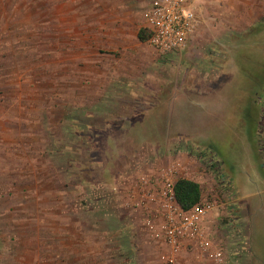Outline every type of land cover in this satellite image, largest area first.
I'll list each match as a JSON object with an SVG mask.
<instances>
[{
  "label": "rangeland",
  "instance_id": "374dc122",
  "mask_svg": "<svg viewBox=\"0 0 264 264\" xmlns=\"http://www.w3.org/2000/svg\"><path fill=\"white\" fill-rule=\"evenodd\" d=\"M227 4L193 2L196 37L160 56L137 38L147 3L0 0V264H165L177 163L175 181L193 174L214 206L223 260L186 248L175 264H264L239 196L264 197V18L237 29L245 10Z\"/></svg>",
  "mask_w": 264,
  "mask_h": 264
},
{
  "label": "built area",
  "instance_id": "2783aa9c",
  "mask_svg": "<svg viewBox=\"0 0 264 264\" xmlns=\"http://www.w3.org/2000/svg\"><path fill=\"white\" fill-rule=\"evenodd\" d=\"M195 1L199 0H159L144 11V29L149 33L147 42L160 56L186 50L196 37L199 19L193 8ZM174 172L170 170L164 175L162 189L165 216L161 235L169 250L163 261L165 264H175L186 248L217 262L222 261L223 253L213 248L208 228L213 204L201 201L192 209L184 211L175 200Z\"/></svg>",
  "mask_w": 264,
  "mask_h": 264
},
{
  "label": "crops",
  "instance_id": "0c3cea01",
  "mask_svg": "<svg viewBox=\"0 0 264 264\" xmlns=\"http://www.w3.org/2000/svg\"><path fill=\"white\" fill-rule=\"evenodd\" d=\"M133 1H140V2H142V3H147L149 6L146 8V9H148L149 7H151L152 5H154L157 1H159V0H133ZM144 1V2H143ZM201 1H204L206 4H210V6L211 7H213L214 9L215 8H217L218 6H217V4L219 5V6H223V5H225V7L228 9L229 7V5L230 4H227V1L228 0H201ZM234 3L236 4L235 6H238V8L239 7H243L244 8V13H240V11H242V9L241 8H239L238 9V18H232L233 19V23H234V21H236V23L238 22V25H236L237 27V29L239 28H241L242 26H246L247 28V30H251V27H254L256 24H259L262 20H263V18H264V0H234ZM227 5V6H226ZM235 6H232V7H234V8H236ZM222 8H220V10H221ZM223 10V9H222ZM221 10V11H222ZM226 12H223L222 11V14H221V16L223 15H225V17H224V20L226 21L227 19H228V16H227V14H225ZM236 13V12H235ZM231 17V16H230ZM142 19H143V17H142ZM199 19V18H198ZM143 23H144V21H143ZM229 23H230V21H229ZM234 26V25H233ZM237 29H235V28H233L232 30H231V32H229L228 33V35H233V32L234 31H236ZM264 29V28H263ZM262 31H264V30H262ZM261 31V32H262ZM198 32V31H197ZM197 35V34H196ZM137 38H138V40L140 41V39H139V34H138V36H137ZM151 48V47H150ZM153 50V52L154 53H156L157 55H158V53L154 50V49H152ZM237 66H238V64L236 63L235 64V67H232V68H237ZM249 68H251V65H249ZM231 73L233 74V75H235L234 76V80H239V77H242V75L241 76H237L236 75V73L234 72V71H231ZM242 78H247L248 79V77H242ZM261 78H262V76H261ZM147 79V78H146ZM263 79V78H262ZM142 79L140 78V79H136V81H135V83H134V86H135V84H142V81H141ZM130 80H128V82H127V84H130V82H129ZM147 82L146 83H148V84H151V82H150V80L149 79H147L146 80ZM146 83H144L143 82V84H146ZM235 83V82H234ZM142 84V85H143ZM163 85H168L165 81L163 82ZM165 88V87H164ZM163 87H160V91H164L165 89H164ZM191 90H190V93H196V94H199V91H197L195 88H190ZM208 89V88H207ZM147 90L148 89H145V90H143V93H144V91L145 92H147ZM149 92H147V93H152L151 92V90H148ZM180 93L181 94H183V90L182 89H180ZM180 94V95H181ZM150 95H152V94H150ZM195 95V94H194ZM181 96H183V95H181ZM198 96V95H197ZM204 95H201V97H203ZM119 98V97H118ZM194 98H197L196 96H194ZM80 103L82 102V100H84V98L82 97V96H80ZM182 98L179 96V97H176V100L178 101V100H181ZM151 101V100H150ZM147 106H148V103H147ZM149 106H150V104H149ZM152 107V106H151ZM150 107V108H151ZM6 108V107H5ZM4 108V115H3V117L6 119V109ZM145 108V107H144ZM132 132V131H131ZM102 143H104V142H102ZM115 144H118V143H114V145ZM103 147H106L104 144L102 145ZM136 146V145H135ZM102 147V148H103ZM108 147H112L111 145L110 146H108ZM136 147H138V146H136ZM117 150H121L120 148L121 147H118L117 146ZM128 148V147H127ZM132 148V147H131ZM118 153V152H117ZM115 154V153H114ZM125 154L126 155H128L127 154V152L125 151ZM117 155H122L121 153L120 154H117ZM117 155H114L113 156V159L117 156ZM136 155V154H135ZM109 157V156H108ZM125 157V156H124ZM132 158H130L131 160L132 159H137L134 155L133 156H131ZM113 159L111 158V160L110 161H107V163L108 164H110V166H111V164H113L112 163V161H113ZM170 166V165H169ZM169 166H167V167H164V170H163V173L164 174H166L168 171H170V168L171 167H169ZM169 167V168H168ZM263 167H264V165H263ZM174 169H175V171L177 172V171H180L181 169H182V165L180 164V163H177L175 166H174ZM263 170H264V168H262ZM99 171H101V172H104L103 171V167H102V164L100 165V167H99V169H98ZM233 171H235L234 170V167H233ZM113 172H115V174L116 175H114V177H115V179H120L121 178V172H122V170H117V169H113ZM128 173H131L130 171L128 172ZM231 174V176H232V180H234V176H233V173H230ZM113 177V178H114ZM145 177V176H144ZM196 176H194L193 174H189V176H188V178H185V179H188V180H191V181H194V182H197V183H199L200 184V182H199V180H197V178H195ZM107 178V177H106ZM104 179V178H103ZM145 179V178H144ZM148 179L150 180L151 178H150V176H146V181H148ZM106 180L108 181L109 179H104L103 180V182H106ZM140 180V179H139ZM138 180V181H139ZM113 181V180H112ZM115 181V180H114ZM258 181H259V184H260V186L263 188V195H264V174H261L260 176H259V179H258ZM135 183H137V181L135 182ZM134 183V184H135ZM200 187H201V190H202V186H201V184H200ZM253 192H252V190H246L245 188H243V189H240L239 190V196L241 197V199H244L246 202H245V211H246V220L247 221H249V223H251V221L253 220L252 218H251V214H253V212H254V214L256 213V219H255V222H254V224L252 223V227L254 226V231H255V236H256V240H263L264 239V197H263V199H261V201L259 202V201H257V202H253V198H254V196H253ZM201 199H202V197H201ZM212 213H213V211H212ZM210 219H212V218H210ZM213 220V219H212ZM211 221V220H210ZM210 221L208 222V226H209V223H210ZM213 222V221H212ZM248 223V224H249ZM211 228V227H210ZM260 237H261V239H260ZM247 240H251V238L249 237ZM184 253V252H183ZM182 253V254H183ZM2 257H5V256H2ZM6 259V258H5Z\"/></svg>",
  "mask_w": 264,
  "mask_h": 264
},
{
  "label": "trees",
  "instance_id": "16d2710c",
  "mask_svg": "<svg viewBox=\"0 0 264 264\" xmlns=\"http://www.w3.org/2000/svg\"><path fill=\"white\" fill-rule=\"evenodd\" d=\"M149 33L142 28L139 39L147 42ZM175 200L177 204L184 210L188 211L201 202L202 190L200 184L188 179H179L174 187Z\"/></svg>",
  "mask_w": 264,
  "mask_h": 264
}]
</instances>
